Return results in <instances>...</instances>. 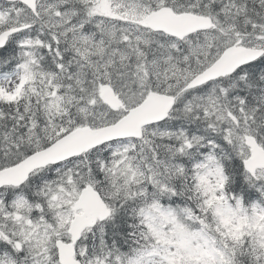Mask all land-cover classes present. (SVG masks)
I'll return each instance as SVG.
<instances>
[{
	"label": "snow or ice",
	"instance_id": "snow-or-ice-1",
	"mask_svg": "<svg viewBox=\"0 0 264 264\" xmlns=\"http://www.w3.org/2000/svg\"><path fill=\"white\" fill-rule=\"evenodd\" d=\"M0 264H264V0H0Z\"/></svg>",
	"mask_w": 264,
	"mask_h": 264
}]
</instances>
